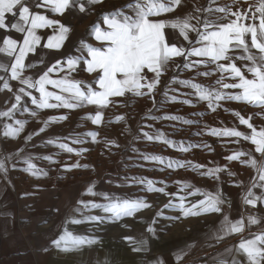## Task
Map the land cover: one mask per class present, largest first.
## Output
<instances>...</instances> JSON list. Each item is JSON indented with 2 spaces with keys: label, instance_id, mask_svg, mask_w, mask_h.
Masks as SVG:
<instances>
[{
  "label": "snow or ice",
  "instance_id": "6c2138e0",
  "mask_svg": "<svg viewBox=\"0 0 264 264\" xmlns=\"http://www.w3.org/2000/svg\"><path fill=\"white\" fill-rule=\"evenodd\" d=\"M85 3L96 5L103 3V0H31V3L29 0H0V30H4L5 33L14 30L22 34L20 39H14L7 34L0 38V54L5 55L9 60L8 64L0 62V71L10 73L9 80L18 81L20 85L18 91L13 94L15 102L6 111H0V118L14 120V123L4 124L5 138H19L25 130L28 121L14 119L17 112L27 113L38 120L42 110L61 108L74 110L95 105L97 106L96 114H89L84 119L100 125L103 122L104 110L115 103L111 99L113 97H124L126 93H130L135 96H149L154 101L153 93L161 82V76L169 70L170 64L185 71L195 70L197 77L210 78L207 84L194 82V79L178 80L176 77H173L170 83H178L192 89V95H195L199 101L207 102V108L212 112H216L222 106L221 102L225 101L243 102L258 107L261 112H264V0H243L246 5V10L243 11L237 7L241 4V0H231V3L225 2L223 5L219 4L218 0H210L207 8L195 9V12L205 13L203 19L192 13L176 16L174 19L164 18L165 14L174 13L181 7L182 0H131L121 9L102 14L98 22L90 28L89 35L97 42L96 45L82 40L76 49L79 55L55 61L43 74L39 75L38 79L25 75L27 69L36 67L35 64L26 63V61L41 44L42 37L37 34V30L52 29L53 34L47 37L44 47L57 50L63 46L71 31L58 19L50 18L34 9L43 8L52 14L63 16L66 11L74 9L85 12ZM234 7L237 10H233ZM194 19L195 24L192 23ZM168 29L172 30L170 33L173 37L172 42L169 40V34H166ZM178 37H183L187 46L182 41L178 46ZM178 57L182 58V63L176 60ZM81 64L84 65L83 68ZM78 70L93 74L92 81L76 79L73 74ZM52 74H55L57 78H53ZM0 80L4 81L3 89L12 92V86L8 80H5L4 76H0ZM49 86L53 90H49ZM32 90H35L39 96L34 95ZM164 95L165 99L171 102L192 104L191 99L178 101L175 95L169 96L168 93ZM25 98L30 100V104L34 105L35 109L24 102ZM224 110L229 111L227 108ZM233 115L239 119L241 125L251 129L250 134L226 127L210 128L208 133L218 137H235L237 138L233 141L235 143H239L242 138L255 146L254 150H237L226 157L228 161L239 160L255 170L256 178L253 179L243 197L245 204L255 207L257 202H264V191L260 195L253 191L256 188L264 190V126H260L258 130L250 122L251 116L245 118L234 110ZM152 118L161 119V117ZM162 118L182 120L180 116L175 115ZM67 119V115L49 116L42 122L38 131L29 133L25 137L26 141H31L33 136H38L46 132L51 125ZM122 119L123 117H118L117 121ZM183 123L191 125L194 121L183 120ZM86 135L96 142L98 132L92 131ZM144 137L148 141H161L169 147L177 148L180 152H188L194 147L201 146L191 143L185 146L183 142L178 143L167 139L160 133L153 135L145 132ZM46 143L55 145L63 152L78 156L88 151L87 148L71 147L56 138L49 139ZM72 143L84 144L85 141L80 136H76ZM23 151V149L19 150L21 153ZM254 153H258L259 158ZM18 158H22L26 164L23 171L36 178L47 176L45 170L38 168L32 162L33 157L30 154L18 156ZM7 159H0V172L4 174L8 172ZM43 159L52 163L56 162L51 155ZM143 159L166 168L191 167L193 171L205 168V165H193L191 161L165 160L160 155H145ZM78 167L87 168L88 165H81L79 161H76L66 166V170L70 171ZM160 170L163 171L164 168ZM224 171H226L225 168H207L206 171H200V175L219 179V173ZM228 174L235 175L231 171H228ZM132 180L144 185L146 192L177 196L176 193L166 192L165 187H156L154 180L137 177H133ZM177 184L179 191L184 192L185 195L178 197V203L170 199L164 208L175 210L180 215L166 217V219L178 220L182 217L210 213L223 214L222 220L209 233L210 238L218 243L233 234L245 232V218L233 221L225 212L222 192L202 191L186 181H177ZM94 188L95 185L90 184L84 195L92 197L100 195L105 202L80 200L78 204L85 210L99 209L107 215H84L81 208L77 207L75 211L81 214V219L71 218L66 221V224L103 223L106 219L115 221L132 217L137 212L151 207L143 198L128 199L110 196L107 193H98L94 191ZM189 196L204 198L191 202L187 201ZM156 215L162 216L163 212H158ZM260 220L261 218L257 216L247 217L248 225H258ZM155 224L156 220L153 219L147 229L153 236L156 235V228L153 227ZM253 236L252 239L242 238L238 247L233 245L227 248L224 253L213 258L212 264H264V231ZM126 239L135 244L134 251L145 250L146 240L135 241L131 237ZM95 243L97 241L89 237L74 235L66 226L58 239L53 241V244L62 251L79 250L84 245ZM184 254L183 252L176 254L177 264H180Z\"/></svg>",
  "mask_w": 264,
  "mask_h": 264
},
{
  "label": "crops",
  "instance_id": "0c3cea01",
  "mask_svg": "<svg viewBox=\"0 0 264 264\" xmlns=\"http://www.w3.org/2000/svg\"><path fill=\"white\" fill-rule=\"evenodd\" d=\"M122 1L125 0H103V3L96 5L85 3V12L74 9L66 11L63 16L52 14L43 8L34 9L50 18L58 19L71 31L63 46L57 50L44 47L47 37L53 34V30H37V34L42 37L41 44L26 61V63L35 64L36 67L27 69L25 75L38 79L39 75L43 74L55 61L79 55L76 49L82 40L96 45L97 42L89 35L90 28L100 19L101 11L117 9L122 5ZM29 2L31 3V0ZM218 2L223 5L225 2L231 3V0H218ZM209 3L210 0H182V6L174 13H170L171 18L188 13L194 16L196 13H203L195 12V9L207 8ZM237 7L241 11L246 10L243 0ZM233 10L237 8L234 7ZM192 23L195 24V19ZM171 32V29L166 30L170 42L173 40ZM6 34L14 39H20L22 35L14 30L8 33L0 30V38ZM181 41L185 43L183 37H178V46ZM0 62L8 64L9 60L5 55L0 54ZM83 67L84 65L81 64V68ZM52 75L53 78H57L55 74ZM73 75L76 79L87 82H91L93 77V74L80 70ZM0 76H4L12 86V92H9L3 89L4 81L0 80V111H6L15 102L13 94L18 91L20 85L18 81L9 80L10 73L0 71ZM49 90H53L51 86ZM32 91L34 95L39 96L35 90ZM24 102L35 109L28 98H25ZM68 110L63 108L42 110L38 120L27 113L17 112L14 119H26L28 123L20 137L15 139L3 136L4 124L14 123V120L0 118V159L8 158L7 174L0 172V264H158V262L177 264L176 254L181 252L185 254L180 264H212L213 258L224 253L227 248L233 245L238 247L242 238L252 239L253 234L264 231V202H257L255 207L243 202L247 189L256 178V172L252 168L245 179L236 183L237 187H234L232 192L222 195L225 200L224 210L230 218L233 221L245 218V232L233 234L219 243L209 236V233L222 220L223 214L217 213L200 215L198 222L192 228L163 237L149 233L147 230L149 226L141 217L140 219L130 217L128 224L108 219L103 223L66 224V221L71 218L81 219V214L75 211L77 207L81 208L84 215H107L99 209L85 210L78 204L80 200L103 203L100 195L95 197L84 195L90 184L95 185L94 191L98 193H102V189L97 181L84 179L82 167L66 170V166L72 165L71 160H76L78 155L51 149V145L46 143L49 139L61 137L58 129L62 126L67 127L68 119L53 124L56 127L51 125L46 132L33 136L31 141H26L25 137L29 133L38 131L42 122L49 116L67 115ZM78 110L79 108L69 110L71 116ZM20 149L24 151L21 153ZM25 154H30L33 157L32 162L38 168L45 170L47 176L36 178L23 171L26 164L18 156L23 157ZM48 155H51L53 160L60 161L52 163L43 159ZM63 158L67 162L71 159V162L62 165ZM253 191L260 195L264 190L256 188ZM250 215L261 218L260 223L248 225L247 217ZM65 226L74 235L89 237L97 243L84 245L79 250L62 251L53 244V241L63 233ZM128 237L134 238L135 241L146 240L145 250L134 251L135 244L126 239Z\"/></svg>",
  "mask_w": 264,
  "mask_h": 264
},
{
  "label": "rangeland",
  "instance_id": "374dc122",
  "mask_svg": "<svg viewBox=\"0 0 264 264\" xmlns=\"http://www.w3.org/2000/svg\"><path fill=\"white\" fill-rule=\"evenodd\" d=\"M130 2L131 0L122 1V5L117 9L123 8ZM117 9L103 10L100 17L104 13H110ZM195 16L201 19L205 18L203 13H196ZM165 17L171 18L172 15L165 14ZM184 45L187 46L186 41ZM176 60L182 63V58ZM173 77L178 80L194 79V82L203 84L210 82V78L197 77L195 70L185 71L170 64L169 70L161 76V82L153 93L154 101L149 96H135L130 93H126L124 97H113L111 99L115 103L110 104L104 110L103 122L100 125H95L91 120L84 119L89 114H96L97 106L95 105L79 108L78 111L73 112V116H71V110H68V126H62L58 129V134L61 137L57 138L60 142L67 143L71 147L88 149L83 155L77 156L76 160L68 159V162L72 161L74 164L79 161L81 165H88L87 168L82 167L84 179L97 181L102 193L120 198L145 199L151 207L137 212L133 217L139 219L141 217L143 221L147 222L148 226L155 219L156 224L153 227L156 228V234L160 237L186 231L195 226L200 217L189 216L178 220L166 219V217L180 215L175 210L164 208V205L168 204L170 199L174 203H178V197L185 195L184 192L179 191L177 181H186L202 191L212 193L220 191L222 195H225L232 192L234 187H237L236 183L238 181H242L249 175L251 167L242 164L239 160L228 161L226 157L237 150H254L255 146L250 141H245L242 138L239 143H235L233 142L237 139L235 137L209 135L208 129L236 128L241 132L250 134L251 129L239 123V119L233 115V110L239 112L245 118L251 116L252 120L250 122L258 130L260 126H264V112H261L260 108L243 102L225 101L221 102L222 106L216 112H212L207 108V102L199 101L195 95H192V89L185 88L178 83L171 84L170 81ZM249 78H251L250 75ZM165 93H168L169 96L175 95L178 101L191 99L192 104L168 101L165 99ZM225 108L229 111H225ZM170 115L180 116L182 120L162 118ZM118 117H123V119L117 121ZM152 117H161V119H153ZM187 118L194 121V123L191 125L183 123V120H187ZM52 127L56 126L53 125ZM92 131L98 132L96 142H93L91 137L86 135ZM145 132L153 135L163 134L167 139L178 143L183 142L185 146L190 143L201 146L194 147L188 152H180L177 148L169 147L161 141H148L144 137ZM76 136L83 138L85 143L73 144V138ZM203 145L210 147H204ZM51 149L60 150L55 145H51ZM254 154L259 158L258 153ZM145 155H160L165 160L171 159L173 162L191 161L193 165H205V168L198 171H193L191 167L166 168L163 165L143 159ZM61 161L62 165L69 164L64 158ZM215 167L226 169V171L219 173V179H210L207 176L200 175V171ZM161 168H164V170L161 171ZM228 171L235 173V175L230 176ZM133 177L154 180L156 181V187H165L166 192L176 193L177 196L172 197L158 192H146L144 191V185L135 183L132 180ZM203 198V196H189L187 201L195 202ZM101 202H105L103 196ZM158 212H163V215L157 216ZM129 221L130 217L118 220L120 223L127 224Z\"/></svg>",
  "mask_w": 264,
  "mask_h": 264
},
{
  "label": "bare ground",
  "instance_id": "6f19581e",
  "mask_svg": "<svg viewBox=\"0 0 264 264\" xmlns=\"http://www.w3.org/2000/svg\"><path fill=\"white\" fill-rule=\"evenodd\" d=\"M142 101V100H141ZM184 108V107H183ZM187 120H188V118H187ZM185 129V128H184ZM153 172V171H152ZM160 172V171H159Z\"/></svg>",
  "mask_w": 264,
  "mask_h": 264
}]
</instances>
